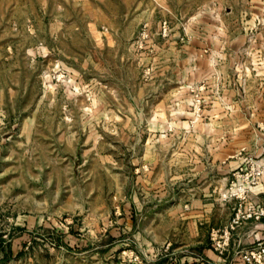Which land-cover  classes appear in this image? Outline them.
<instances>
[{
  "label": "rangeland",
  "instance_id": "1",
  "mask_svg": "<svg viewBox=\"0 0 264 264\" xmlns=\"http://www.w3.org/2000/svg\"><path fill=\"white\" fill-rule=\"evenodd\" d=\"M259 194L264 0H0V264H242Z\"/></svg>",
  "mask_w": 264,
  "mask_h": 264
},
{
  "label": "built area",
  "instance_id": "2",
  "mask_svg": "<svg viewBox=\"0 0 264 264\" xmlns=\"http://www.w3.org/2000/svg\"><path fill=\"white\" fill-rule=\"evenodd\" d=\"M264 216V205L253 207L245 216H241L244 220H260ZM238 215L235 216L234 225L238 222ZM227 238V237H225ZM223 243V242H222ZM224 244V243H223ZM238 258L242 264H264V243L256 242L248 249L240 250Z\"/></svg>",
  "mask_w": 264,
  "mask_h": 264
},
{
  "label": "crops",
  "instance_id": "3",
  "mask_svg": "<svg viewBox=\"0 0 264 264\" xmlns=\"http://www.w3.org/2000/svg\"><path fill=\"white\" fill-rule=\"evenodd\" d=\"M259 196L263 199L260 204L263 206L264 194H259ZM234 236L238 244L252 243L256 239L264 238V216L258 221L247 220L242 226H237Z\"/></svg>",
  "mask_w": 264,
  "mask_h": 264
}]
</instances>
